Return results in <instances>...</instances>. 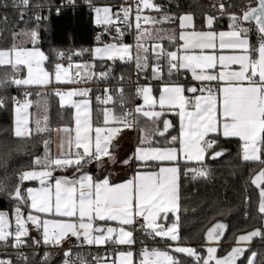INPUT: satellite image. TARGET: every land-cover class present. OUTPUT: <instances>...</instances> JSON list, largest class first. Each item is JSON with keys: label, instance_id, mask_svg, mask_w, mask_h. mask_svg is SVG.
<instances>
[{"label": "snow or ice", "instance_id": "1", "mask_svg": "<svg viewBox=\"0 0 264 264\" xmlns=\"http://www.w3.org/2000/svg\"><path fill=\"white\" fill-rule=\"evenodd\" d=\"M20 2L25 7L29 4V0ZM70 2L75 3V0ZM232 7L234 5L229 4L226 8L224 3L218 6V11L227 14L230 22V30L226 32L212 30L217 17L211 15L206 16L209 30L196 31L192 14L173 16L164 5L154 0H136L134 6L121 5L116 12L110 6L94 7L98 25L123 23L133 30L134 44L123 42L125 33L117 26V43L73 52L72 55L88 51L100 61L127 62L134 59L136 68L146 71L151 52L155 60L152 76L162 81L158 96L153 95L151 86L137 84L134 94L127 96L120 87L117 89L120 114H116L114 108L105 107L102 125L94 126L88 99L90 88L56 91L62 107L75 109V127L53 130L47 125V116L43 126L37 119V135L52 131L62 133L58 145L60 154L53 157L51 141L43 140V156L30 153V157H34L33 164L29 165V170L15 174V183L11 187L8 182L13 177L8 173L5 161L0 192L15 201V229L10 230L8 213L0 211V244L5 248L19 249L26 246L23 238H29L33 245L60 249L57 264H181L173 253L190 258L189 264H237L242 257L241 264H264V259L258 261L257 251L241 246L255 237L264 239V229L255 228L239 235L236 246L224 255L217 253L219 241L228 227L225 223L217 222L207 230V240L217 242V246L207 247L206 255H201L197 248L185 246L181 233V158L185 162L184 175L191 172L193 178L207 179L211 169L205 166L206 157L216 160L225 155L228 150L221 147V141L238 138L242 142V160L264 166V0H245L238 12H229ZM144 10L160 16L145 15ZM174 20L179 21L181 29L178 37L174 29L156 27ZM253 33L255 42L251 39ZM25 34L30 36L33 47L13 45L0 49V67L10 69L0 77V89L53 83V73L44 67L49 56L36 46L39 32L34 30ZM177 39L182 41L179 46H176ZM165 40L174 50L163 46ZM217 48L232 50V54H205V50L215 51ZM196 50H200L199 54ZM54 51L58 59L65 58L63 51ZM162 60L166 61L168 76H177L176 82H163ZM233 65L238 69H233ZM218 66L220 70L217 71ZM54 67L56 83L79 84L81 80L87 83L84 77L81 80L69 78L67 69L60 63H55ZM182 72H190L191 79L197 83H187V76H183L184 83L179 82ZM76 75L80 76V72ZM92 76L95 73H89L88 79ZM107 77L108 73L100 72V79ZM120 80L123 81V77ZM110 91L104 89L106 96L101 103L115 105L113 96L108 94ZM29 95L25 93L26 97ZM73 97L83 99L74 100ZM140 97L143 105L134 104V100ZM12 100L16 104L14 136L18 140L31 139L28 109L32 102L27 98L23 103L16 97ZM0 107H4L2 98ZM168 114H174L177 122L167 119ZM170 129L176 134L173 135ZM125 130L138 132L139 139L131 155L118 161L113 140ZM160 137L163 143L157 139ZM4 149L5 156L20 151L18 146L7 144ZM133 161L139 167L133 166ZM191 161L200 166L189 167ZM116 163L133 166L131 175L122 182L114 180L111 172L94 178V173L87 170L92 165L98 169ZM166 164L170 166H164ZM57 171L61 174L54 176ZM26 181H37L39 186L25 187ZM251 183L260 190L258 212L264 216V167L253 176ZM24 208L28 209L26 217ZM110 222H115L116 226H107ZM29 224L31 230L39 233L38 239L30 235ZM149 239L154 244L162 243L164 247H149ZM137 243L141 248L134 253L130 248ZM108 244L128 246L129 250H114L115 258L111 262L107 255L90 251L86 255L82 251L85 247ZM73 249L80 251L74 252ZM134 256L138 257V262ZM52 257L51 252L45 251L41 264H47ZM17 258L28 259L23 253ZM0 264H13V260L0 258Z\"/></svg>", "mask_w": 264, "mask_h": 264}, {"label": "trees", "instance_id": "2", "mask_svg": "<svg viewBox=\"0 0 264 264\" xmlns=\"http://www.w3.org/2000/svg\"><path fill=\"white\" fill-rule=\"evenodd\" d=\"M120 0H29L25 7L20 0H0V49L11 48L13 45L23 47H33L31 42L24 41L22 37L25 33L31 31L39 32V43L36 45L49 56V61L45 66L54 73L55 63L60 59L56 57L55 51H63L65 57H70V61L80 59H92L91 53L85 51L84 56L72 55L73 52L81 50H90L95 45L109 42H118L116 28L113 25H98L93 20V5L104 6L110 5ZM245 0H231L225 4L234 7L228 9L229 12H238L243 6ZM157 3L164 5L165 10L173 16H180L184 13H192L196 20V26L204 28L206 14H212L220 19H228L227 14H221L218 8L214 9L207 0H156ZM7 5V7H5ZM177 5L179 7H177ZM153 16L159 18L160 14L154 13ZM6 18V19H5ZM174 29L179 31V21L174 20L171 23L157 25L156 27ZM105 31L102 33V30ZM18 34V35H14ZM99 37V40L97 39ZM255 39V35H251ZM123 42L129 43L133 36L126 35ZM178 39L176 45H178ZM163 46L168 50H173L168 41H163ZM61 62V61H60ZM162 68L161 75L163 82H176L177 76H168L166 61ZM155 60L152 53H149V68L146 71H140L136 68L135 61L121 62L119 60L103 67V72L108 73L107 79H97L92 86V103H93V121L94 124H102V110L105 104L100 103L97 99L98 94L103 92L105 87L110 89V93L119 103V94L117 89L122 83L125 88V95L132 93L131 83L141 81L150 83L158 87L162 81L154 79L152 76V66ZM10 69L0 67V77ZM139 72V75L137 73ZM184 72L181 73L179 82L184 83L182 79ZM123 77V81L120 80ZM62 84H52L46 89L31 87H16L15 85L5 89H0V98L4 99V107H0V180L3 179L5 168L4 163L7 161V171L12 175V180L8 182L9 187L15 183V174L29 170V165L33 164L34 157L30 153L36 152L43 156V140L51 141V154L56 157L55 153V131L51 133H32V138L28 140H18L14 136V105L12 97L21 98L25 90L31 94L27 97L31 101L37 99L46 104L47 125L55 130L58 127L70 126L74 124V109L68 106H61L59 97L55 92ZM174 123L177 118L168 117ZM143 122V119H142ZM169 131H172L171 129ZM172 134L176 133L172 131ZM139 133L136 132V141L138 143ZM163 143V138H157ZM5 144L10 147H19L20 151L12 152L11 156H5ZM221 147L228 151L225 155L216 160H208L206 157V167L211 169L207 179L196 177L193 178L191 172L184 175V163L181 161L182 174L180 177V196H181V233L185 238V245L194 246L201 255H206L207 247L214 241H208L206 237L207 230L216 222L226 223L228 233L219 243L218 255H224L236 243L239 235L246 234L255 228L264 229L263 217L258 212L260 200L259 189L251 183L253 176L260 170L262 165L242 160V142L238 138H229L221 141ZM189 167H199L195 162H188ZM32 182H26L25 187ZM15 201L9 198L5 192H0V210H8L13 213ZM26 209V208H24ZM26 246L19 249L13 247L5 248L0 244V258H11L13 264H41V257L45 251L53 254L52 259L47 264H57L60 259V249L46 247L43 244L36 246L31 243L29 238H25ZM151 245L153 243H150ZM158 247L163 248L162 243H157ZM102 246L85 247L82 251L87 255L93 248ZM251 250L257 251L258 261L264 259V239L256 237L251 243ZM98 255L104 256L108 253H114V250H103ZM80 251V249H74ZM26 254L27 261L18 259L19 254ZM39 253V255H33ZM6 254V255H5ZM181 260V264H189L190 258L184 254L173 253ZM248 255V253H246ZM88 259L91 261L92 257ZM243 261V258L241 259ZM239 261L237 264H241Z\"/></svg>", "mask_w": 264, "mask_h": 264}, {"label": "crops", "instance_id": "3", "mask_svg": "<svg viewBox=\"0 0 264 264\" xmlns=\"http://www.w3.org/2000/svg\"><path fill=\"white\" fill-rule=\"evenodd\" d=\"M184 14H192V13H184ZM184 14H182V15H184ZM193 15V14H192ZM209 15H211V16H214V15H212V14H206L205 15V20H204V28H202V29H200V28H198L197 26H196V20H195V30L196 31H208L209 29L207 28V26H206V16H209ZM194 16V15H193ZM215 17V16H214ZM194 19H195V17H194ZM229 19H220V20H218V19H216V21H215V23H214V25H213V29L212 30H214V31H216V32H221V31H224V32H226V31H229L230 30V28L228 27V25H229ZM181 31V29L179 28V31H178V34H179V32ZM251 39H252V41L253 42H255V39H253L252 37H251ZM179 41V40H178ZM180 44H182V41H179L178 42V45H176V46H179ZM174 50V49H173ZM199 51L200 50H196V54H199ZM151 53V52H150ZM205 54H217V55H219V54H224V55H229V54H232V50H227V49H225V50H219V48H217V50H205ZM133 57H135V49H133ZM107 62H108V60H106ZM131 61H135L134 59L133 60H131ZM165 63H161V67L163 68V65H164ZM105 65H104V63H102V62H100V65H98L97 66V68H96V70H103V67H104ZM232 68L233 69H238V66H236V65H233L232 66ZM218 70H220L219 69V66H218V68H217V71ZM185 74H184V76H187L188 77V80H187V83H197V82H195V81H193L192 79H191V74H190V72H184ZM74 79H76V80H78V77H76V78H74ZM97 79H99L100 80V78H96L95 80H93L92 82H91V84H92V86L95 84V81L97 80ZM182 79H183V77H182ZM182 83V82H181ZM87 83H85V85L84 86H82V87H87V85H86ZM90 84V85H91ZM62 85H68V86H70L69 84H65V83H63ZM92 86H90L91 87V92H90V96L88 97V98H90V100H91V112H92V120H93V103H92V99H91V95H92ZM147 86H151L152 88H153V95L154 96H158V93L156 92V90H157V86H155V85H152V84H150V85H147ZM160 87V86H159ZM159 87H158V89H159ZM60 88H63L64 89V92L67 90V88L68 87H66V86H60V87H58L57 88V90L58 89H60ZM78 88V87H77ZM88 88V87H87ZM108 89V88H107ZM56 90V91H57ZM101 93V94H100ZM99 94H98V97H99V101L100 100H103L105 97H103L102 99H100V96L101 95H104L105 94V92L103 91V92H100ZM111 94V93H110ZM112 95V94H111ZM186 95H190L189 93H186ZM113 96V95H112ZM78 98H81V97H73V99L74 100H78ZM113 99H114V101H115V98L113 97ZM101 103V102H100ZM143 98H142V105H143ZM105 106H108V107H110V108H114L115 109V112H116V114H120V112H121V109H120V107H119V103H115V105H113V104H108V105H105ZM157 110H159V108L157 107ZM176 117L174 114H168V117ZM74 117H75V109H74ZM177 118V117H176ZM102 119H103V116H102ZM103 121V120H102ZM93 124H94V121H93ZM102 125V124H101ZM94 126H95V124H94ZM62 127H65V126H62ZM62 127H58V128H62ZM68 127H70V126H68ZM74 127H75V124H73V126H72V128L74 129ZM57 129V128H56ZM62 136V133H60V132H56L55 131V153H56V156L58 155L59 156V154H60V149H59V147H58V145H59V143H60V137ZM121 140H130V141H132V140H135V144L137 145V141H136V131H128V130H125V131H123L121 134H120V136L119 137H117V139L115 140V142L114 143H116L117 144V148L116 149H119V152H120V148H121ZM133 144V143H132ZM129 149H130V145L127 147V148H125V149H123L121 152H120V154H121V158H120V160H122V159H124L127 155H128V152H129ZM132 153V152H131ZM181 161H183V160H181ZM184 162V161H183ZM133 166H137V167H139V165H137L136 163H134L133 162ZM133 166H124V165H122V164H120V163H116L115 165H112V164H109V165H107L106 167H101V168H95V165H92V166H89L88 168H87V170L88 171H90V172H93L94 173V178H95V176L96 175H99V176H103V175H105L106 173H108V172H111L112 173V178L114 179V180H116V181H118V182H122L127 176H130L131 175V172H132V167ZM112 169V170H111ZM61 173L59 172V171H57V172H54V176H58V175H60ZM30 185H31V183H30ZM28 186H29V184H28ZM28 186H26V187H28ZM22 210H24V209H22ZM0 211H3V212H6V213H8V215H9V220H10V225H11V227H10V230L11 231H14V229H15V216H14V211H13V213H11L10 211H8V210H0ZM112 224H116L115 222H112L111 223V225ZM264 225V224H263ZM108 226V225H107ZM33 235H35V236H32V237H36L37 239L39 238V234H33ZM107 255V257H108V259H109V262H111V260L112 259H114L115 257H114V255H113V253H108V254H106ZM105 256V255H104ZM134 260L135 261H137L138 262V257H136V256H134Z\"/></svg>", "mask_w": 264, "mask_h": 264}, {"label": "rangeland", "instance_id": "4", "mask_svg": "<svg viewBox=\"0 0 264 264\" xmlns=\"http://www.w3.org/2000/svg\"><path fill=\"white\" fill-rule=\"evenodd\" d=\"M118 2V1H117ZM116 3V2H115ZM104 6H110V7H112V4H110V5H104ZM100 7H103V6H100ZM93 20H94V22L96 23V14H95V11H93ZM97 24V23H96ZM22 37H24L23 38V40L24 41H27V42H30V36L29 35H26V34H23V36ZM109 43H117V42H109ZM109 43H104V44H98V45H95L92 49H95L96 47H103L105 44H109ZM124 43H126V42H124ZM128 44H132L131 42H129ZM28 48H31V47H28ZM42 50V49H41ZM43 51V50H42ZM44 52V51H43ZM85 55V51L83 52V54L82 55H80L81 57L82 56H84ZM91 57H92V59H90V60H87V59H80V60H78V61H76L75 60V62L74 61H67V62H64L63 60H68L69 58L68 57H65L64 59H60V61H59V63L60 64H62L63 66H64V68L65 69H67V75H68V77L69 78H76V77H78V80H81V77H84L85 79H87V87L88 88H90L91 89V87L90 86H92V84H91V82L93 81V80H95L96 78H99V74H100V72H103V70L101 71H99V70H96V68H97V66L98 65H100V62H105L106 60H104V61H100V60H98V59H95L94 57H93V55L91 54ZM71 64V67H69V65ZM77 65H80L81 67H77ZM85 65H87V67H84ZM92 65H94V67L92 66ZM44 67H45V69L47 70V71H49V72H51L46 66H45V64H44ZM54 72H55V70H54ZM77 72H80V76H77L76 75V73ZM89 73H95V76H92L90 79H88V75H89ZM52 84H63V83H56L55 82V77H54V73H53V83H51V84H49V85H52ZM91 84V85H90ZM49 85H47V86H39V85H32V86H24V87H31V88H40V89H46ZM70 86H66V87H68L67 88V90L66 91H68V90H71V89H73V88H82V86H84L85 85V83L81 80V83H79V84H69ZM28 100H30V98H27ZM80 99H83V98H78V100H80ZM88 99H90V98H88ZM20 101H21V103H23V101L25 100V99H19ZM60 100V99H59ZM31 101V100H30ZM100 101H102V100H100ZM32 103H31V106L29 107V109H28V119H29V127L32 129V133L33 132H35V121L37 120V119H40L41 120V124H42V126H43V124H44V117L45 116H47V112H46V104H45V102H40L38 99L36 100V101H31ZM90 102H91V100H90ZM90 106H91V104H90ZM105 107H107V108H110V107H108V106H104V108ZM15 108H16V104L14 105V111H13V116H14V128H15V118H16V113H15ZM103 108V109H104ZM103 120V119H102ZM117 139V138H116ZM116 139H114L113 140V144L114 145H116L117 146V144L116 143H114L115 142V140ZM133 143V144H132ZM130 145V149H129V152H128V155L126 156V157H128V156H130L131 155V152L133 151V149H134V147L136 146V144H135V140H132V141H130V140H121V148H120V152L123 150V149H125V148H127L128 146ZM117 148V147H116ZM114 149V152H115V155H116V157H117V160L118 161H120V158H121V154H120V152H119V149ZM56 157H58V155L56 156ZM125 157V158H126ZM181 160H183V158H181ZM184 161V160H183ZM134 163H136L135 161H133ZM191 162H195V161H191ZM195 163H197V162H195ZM164 166H170V165H164ZM137 167V166H136ZM112 170V169H111ZM26 182H32L31 183V185L29 184V186L28 187H38L39 186V184H38V182L37 181H26ZM24 211V213H25V217H26V215H27V213H28V209L26 208V209H24L23 210ZM170 216H171V214H169ZM111 223L112 222H110L109 224H108V226H113V227H115L116 226V224H112L111 225ZM263 224H264V217H263ZM29 226V228H30V230L32 229V225L31 224H29L28 225ZM33 234H39V233H37V232H35L34 230H31L30 231V235L31 236H35V235H33ZM23 239H25V238H23ZM105 246V245H104ZM185 246H189V245H185ZM67 247V246H66ZM190 247H194V246H190ZM195 248V247H194Z\"/></svg>", "mask_w": 264, "mask_h": 264}, {"label": "built area", "instance_id": "5", "mask_svg": "<svg viewBox=\"0 0 264 264\" xmlns=\"http://www.w3.org/2000/svg\"><path fill=\"white\" fill-rule=\"evenodd\" d=\"M230 1L231 0H207V2L210 3V5L212 6V8H214V9L218 8V6H219L220 3L226 4L227 2H230ZM135 2H136V0H120V1L112 4V10H113V12L118 11L119 10V7L121 5H125V6H127V5H133L134 6L135 5ZM154 2L157 3L156 0H154ZM244 3H245V1H244ZM157 4H159V3H157ZM94 7H100V6L93 5V7H92V10L93 11H94ZM154 13L155 12H151L150 10H144V13L143 14H145V15H153ZM134 16H135V8L133 7V14H132L133 22H134ZM113 19L115 21V17ZM141 23L143 24V21H141ZM102 25L103 24H100V26H102ZM112 25L115 28L117 26H119L124 31V33H125L124 36H126V35H130V36L132 35L133 36V34H132L133 33V30L132 29H128L126 27V25H124L123 23L114 22ZM104 31H105V29L102 30V33ZM253 35H255V33H253ZM255 40H256V36H255ZM131 43L134 44V38L131 40ZM63 61L64 62H67V61H70V60H63ZM137 84H139L140 86L150 85V83H144V82H141V81H133L131 83V88H132V93L131 94H134V91H135V88H136ZM119 85H120V87H123L124 90L126 91V88H125V86L122 83H120ZM105 88H108V87H105ZM57 91L64 92V89L63 88H60ZM25 93H30L31 94V92L29 90H25L23 92L22 97L21 98L17 97V98L18 99H22V98L23 99H26L28 96L26 97L25 96ZM108 94H110V93H108ZM105 96H106V93L104 95H101L100 96V99H102ZM134 104H140V105H142V97H140L138 99H135L134 100ZM131 106L132 105H129V107H131ZM147 243H148V246L149 247H158L157 246V243L154 244L150 239L147 241ZM150 243H153V244L151 245ZM140 248H141V245L139 243H137V244L131 246L130 250H132L134 253H138V251L140 250ZM99 249H103V250H129L128 246H116V245L108 244V245L102 246L101 248H93V249H91V253L92 254H98V253L102 252ZM73 251H74V249H73Z\"/></svg>", "mask_w": 264, "mask_h": 264}, {"label": "water", "instance_id": "6", "mask_svg": "<svg viewBox=\"0 0 264 264\" xmlns=\"http://www.w3.org/2000/svg\"><path fill=\"white\" fill-rule=\"evenodd\" d=\"M103 63H104L105 66L108 64L107 61H105V62H103ZM105 66H104V67H105ZM190 95H191V94H190ZM24 185H26V182H24ZM22 191H23V189H22ZM12 200H13V199H12ZM216 223H217V222H216ZM216 223H215V224H216ZM225 224H226V223H225ZM213 225H214V224H213ZM213 225H212V226H213ZM226 225H227V224H226ZM212 226H211V227H212ZM211 227H210V228H211ZM227 233H228V227H227V229L224 231V235H223V237L221 238V240L219 241V243H220V242L226 237ZM255 238H256V237H255ZM255 238H253V240H252L250 243H242L241 246L246 247V248H250V247H251V243L254 242ZM214 242H215V241H214ZM210 245H215V246H217V242H215V243H213V244H210ZM234 246H236V243H235ZM234 246H233V247H234ZM246 253H247V252H246ZM246 253H245V255H246ZM242 258H243V257H242ZM242 258H241V259H242ZM238 262H239V261H238ZM238 262H237V263H238Z\"/></svg>", "mask_w": 264, "mask_h": 264}]
</instances>
